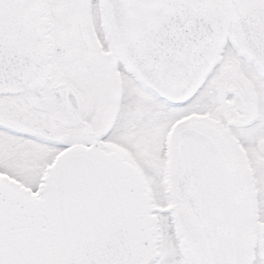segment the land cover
<instances>
[{
	"label": "snow or ice",
	"instance_id": "6c2138e0",
	"mask_svg": "<svg viewBox=\"0 0 264 264\" xmlns=\"http://www.w3.org/2000/svg\"><path fill=\"white\" fill-rule=\"evenodd\" d=\"M0 264H264V0H0Z\"/></svg>",
	"mask_w": 264,
	"mask_h": 264
}]
</instances>
